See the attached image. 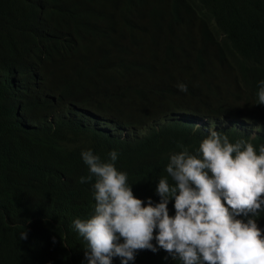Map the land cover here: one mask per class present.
<instances>
[{
    "label": "trees",
    "instance_id": "1",
    "mask_svg": "<svg viewBox=\"0 0 264 264\" xmlns=\"http://www.w3.org/2000/svg\"><path fill=\"white\" fill-rule=\"evenodd\" d=\"M262 80L264 0H0V264H80L72 222L95 206L82 151H117L155 206L171 154H196L208 135L195 118L256 119ZM222 131L264 145V133ZM129 264L181 262L138 251Z\"/></svg>",
    "mask_w": 264,
    "mask_h": 264
},
{
    "label": "clouds",
    "instance_id": "2",
    "mask_svg": "<svg viewBox=\"0 0 264 264\" xmlns=\"http://www.w3.org/2000/svg\"><path fill=\"white\" fill-rule=\"evenodd\" d=\"M178 89L188 91L183 83ZM256 100L262 108L256 119L234 118L223 125L211 118H195L197 127L208 135L196 154L182 144L180 152L171 154L166 173L172 183L159 179L156 191L161 201L155 206L151 199L144 206L134 195L127 173L115 163L117 151L104 160L91 149L82 151L89 175L81 177L80 183L94 180L95 206L90 218L87 214L72 222L83 244L80 264H129L138 251L181 264H264V230L256 219L264 212V145L245 140L232 143L222 131L234 123L253 134L264 133V80ZM152 127L157 125L130 134L142 136ZM173 198L176 214L170 216L168 204ZM27 238V231L20 233L19 239Z\"/></svg>",
    "mask_w": 264,
    "mask_h": 264
}]
</instances>
